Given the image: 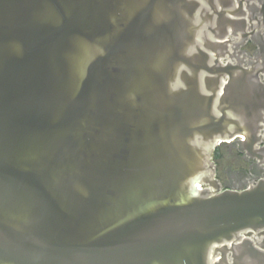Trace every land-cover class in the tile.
Returning <instances> with one entry per match:
<instances>
[{
	"label": "water",
	"instance_id": "95a60500",
	"mask_svg": "<svg viewBox=\"0 0 264 264\" xmlns=\"http://www.w3.org/2000/svg\"><path fill=\"white\" fill-rule=\"evenodd\" d=\"M260 6L0 0V264H264V180L212 160L260 136Z\"/></svg>",
	"mask_w": 264,
	"mask_h": 264
},
{
	"label": "flooded vegetation",
	"instance_id": "af4514ba",
	"mask_svg": "<svg viewBox=\"0 0 264 264\" xmlns=\"http://www.w3.org/2000/svg\"><path fill=\"white\" fill-rule=\"evenodd\" d=\"M261 9L260 6L256 13L254 26L253 24L250 25L252 34L257 37L249 35L238 51L234 50V55L226 58L228 62H232L235 66H243L248 74H256V72H252L255 68L260 72L261 89L254 88L253 84L250 87L252 90L250 94L255 97L258 96L260 100L264 98L260 95H264V8L260 13ZM232 49H235L234 46H232ZM247 128L236 134L232 139L221 140L213 151L212 160L216 163V175L222 182V190L229 187L241 188L242 185L247 183L264 180V123L259 129L260 136H258V140L255 141V137L254 140L247 139L245 146L240 147V141H243L247 134H252L251 129ZM250 146L252 147L251 151L248 150Z\"/></svg>",
	"mask_w": 264,
	"mask_h": 264
},
{
	"label": "bare ground",
	"instance_id": "6f19581e",
	"mask_svg": "<svg viewBox=\"0 0 264 264\" xmlns=\"http://www.w3.org/2000/svg\"><path fill=\"white\" fill-rule=\"evenodd\" d=\"M248 36H249V35H248ZM240 46H241V45H240ZM239 48H240V47H239ZM250 184H251V183H250ZM250 184H249V185H250ZM202 188H203L202 186L198 187V189H202ZM245 188H246V187L242 188V190L245 189ZM238 190H241V189H238Z\"/></svg>",
	"mask_w": 264,
	"mask_h": 264
}]
</instances>
